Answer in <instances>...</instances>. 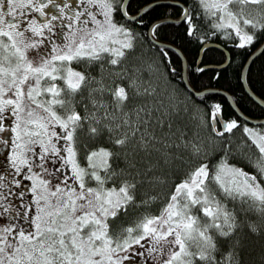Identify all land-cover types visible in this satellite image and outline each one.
Instances as JSON below:
<instances>
[{"label":"snow or ice","instance_id":"snow-or-ice-1","mask_svg":"<svg viewBox=\"0 0 264 264\" xmlns=\"http://www.w3.org/2000/svg\"><path fill=\"white\" fill-rule=\"evenodd\" d=\"M0 264H264V0H0Z\"/></svg>","mask_w":264,"mask_h":264},{"label":"trees","instance_id":"trees-1","mask_svg":"<svg viewBox=\"0 0 264 264\" xmlns=\"http://www.w3.org/2000/svg\"><path fill=\"white\" fill-rule=\"evenodd\" d=\"M259 64H260V61H257L256 62V66H259ZM256 258H257V260L259 259V254L258 253H257V257Z\"/></svg>","mask_w":264,"mask_h":264}]
</instances>
